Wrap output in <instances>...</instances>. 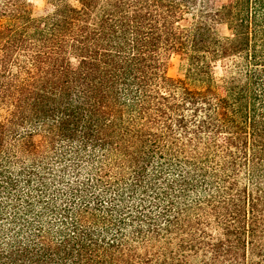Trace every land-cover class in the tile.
I'll return each instance as SVG.
<instances>
[{
    "label": "trees",
    "instance_id": "1",
    "mask_svg": "<svg viewBox=\"0 0 264 264\" xmlns=\"http://www.w3.org/2000/svg\"><path fill=\"white\" fill-rule=\"evenodd\" d=\"M0 264H264V0H0Z\"/></svg>",
    "mask_w": 264,
    "mask_h": 264
},
{
    "label": "rangeland",
    "instance_id": "2",
    "mask_svg": "<svg viewBox=\"0 0 264 264\" xmlns=\"http://www.w3.org/2000/svg\"><path fill=\"white\" fill-rule=\"evenodd\" d=\"M33 3L34 14L40 15L44 12L46 6V0H31ZM220 35H227L225 26L221 25L217 27ZM186 74V63L181 60L178 56H174L170 59L168 64V75L173 78H185ZM214 76L219 79L223 76V69L221 64H217L214 69Z\"/></svg>",
    "mask_w": 264,
    "mask_h": 264
}]
</instances>
